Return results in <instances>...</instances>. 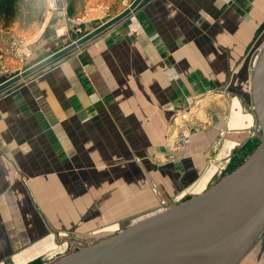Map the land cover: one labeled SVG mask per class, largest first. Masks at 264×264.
<instances>
[{
    "label": "crops",
    "instance_id": "0c3cea01",
    "mask_svg": "<svg viewBox=\"0 0 264 264\" xmlns=\"http://www.w3.org/2000/svg\"><path fill=\"white\" fill-rule=\"evenodd\" d=\"M58 1L65 11V0ZM92 3L93 0H90L87 5ZM263 8L264 0H147L140 8L87 40L90 43L112 33L127 42L122 53L116 52L115 46L97 56H90L88 50L92 43L88 44L83 47L86 54L82 58L72 59L75 56L73 54L66 57L65 61L62 58V63L58 65L51 63L41 70L44 71L38 77L28 76L17 83L20 87L14 89L15 92L4 94L0 98V264H28L37 258L45 259L47 255L37 250L40 246L38 239L48 232L49 226L52 230L55 222L43 228L44 215L48 211L42 204L45 199L59 198L60 194H66L78 204V187L81 183L94 184V189L92 186L88 189L95 197L97 190L104 189L106 192L107 185L116 182V178L111 176L116 174L118 167L124 165L133 170L130 171L131 177L122 179L123 182L132 183L125 184L129 187L127 192L132 194L133 184L140 181V177L147 182L145 189L154 193V204L120 218L115 228L118 230L126 220L206 190L212 177L223 175L227 167L236 164L239 158L248 156L255 141L259 140L255 120L248 103L242 102L241 106L239 100L235 99L230 112L237 121H229V130L221 148L212 160H208L210 170L205 163V156L213 143L215 130L194 132L191 135L186 141L188 159L185 162L161 166L150 161L152 155L166 152V136L170 131L166 130V125L171 108L180 104L176 100L178 97L185 96L178 88L185 91L189 86L202 85L196 73L202 69V40L207 37V32L211 33L215 43L219 37L230 41L231 48L225 52L226 65L229 61L236 65L245 58L251 47L253 27L256 29L258 24L264 23ZM145 9L153 13L150 19H153L154 25L158 23L155 25L156 30L152 28L144 33H129L126 29H120L137 23V15ZM245 17L252 20H246ZM67 18L66 15L58 17L52 14L46 7L40 27L36 29L33 25L28 30L31 33L27 34V39L32 41L27 45L30 53L20 62L10 59L8 63L13 64L10 71L22 70L23 64L33 57L58 45L50 43L53 38H63L59 36V29L69 27ZM91 20L87 19L86 22ZM104 21L101 18L94 19L88 30ZM219 23L229 32L230 24L235 27L247 24L248 30L241 28L237 33L231 32L229 35L226 31L223 34L219 33ZM203 29L207 31L206 36ZM64 39V42L68 40L67 37ZM115 42L118 44L121 41L117 39ZM191 53L196 59L194 66L187 63ZM232 53L236 55L234 59ZM10 71L9 67L7 72L0 70V78ZM188 72L195 73V76L192 77ZM172 75L176 80H171ZM156 83L160 87L157 95ZM138 87L142 88V94H139ZM140 97L144 99L140 100ZM186 102L187 99L183 104ZM113 103H118V109L126 107L131 112L125 115L126 123L121 120L122 123L115 122L111 128L105 118L108 113L107 104ZM76 119L82 120L83 124L76 125ZM135 124L142 126L133 127ZM129 130H134L137 136L142 137L129 138ZM155 136L164 137L163 141H156ZM210 161H213L212 166ZM75 166L87 169L76 172ZM91 167L95 169L91 171ZM212 170L215 171L213 176L211 174L209 180L206 178L208 183L203 187L200 185L203 177ZM76 173L82 175L76 176ZM190 182H200V186L197 185L195 191L187 192ZM66 183L69 185L66 186ZM81 186L85 188V185ZM124 191L123 188L120 190ZM111 193L114 197L118 196L116 189ZM90 204L94 207L97 203L90 200ZM138 207L139 202L135 201L126 211H135ZM87 214H94L95 217L86 219L84 226L90 228H85V231L99 230V226L106 222L104 219L107 216L103 211H100V215L91 208ZM57 229H61L60 240L69 241L73 235L84 238H77L69 244L63 242L65 246L61 251L51 248V259L63 254L65 248L88 241V237L84 236L85 231L80 235L72 233L76 230L74 223H64ZM56 239L51 235L44 242L45 246L55 245L59 237ZM252 250L243 261L249 255L248 261L251 259ZM256 252H259L258 256ZM252 255H255L252 261L254 264H264V235Z\"/></svg>",
    "mask_w": 264,
    "mask_h": 264
},
{
    "label": "rangeland",
    "instance_id": "374dc122",
    "mask_svg": "<svg viewBox=\"0 0 264 264\" xmlns=\"http://www.w3.org/2000/svg\"><path fill=\"white\" fill-rule=\"evenodd\" d=\"M44 1V0H43ZM90 0H87L84 10L82 11V13H80L79 15L75 16L76 17H81L84 22L81 26V33L82 32H87L89 31V24H91V21H93L94 19L101 18V21H108L111 18H113L114 16L118 15L119 13H121L123 10H125L126 8H128L134 0H93V3L90 5H87V3ZM254 4V3H253ZM252 4V5H253ZM44 5H45V9H46V3L44 1ZM252 7V6H251ZM237 8V7H236ZM254 7H252L251 9L253 10ZM238 9V8H237ZM264 9V8H263ZM235 11V9H234ZM118 12V13H117ZM224 12V11H223ZM117 13V14H116ZM83 15V17L81 16ZM153 15V13L150 12L149 9H145L144 11H142V13L137 15V23L135 24H129L128 28H120L121 30L126 29L128 30L129 33H134V32H142L144 33V31L146 30H152V28H155V30L157 29V27L155 25H158V23H155V25L152 23V20L150 19V17ZM152 18V17H151ZM87 19H92L90 22H86ZM107 19V20H106ZM246 20L251 21L252 19H248L245 17ZM86 22V23H85ZM101 22V23H104ZM244 23V22H242ZM33 25V24H32ZM32 25L29 28H24L22 26H17L14 24H11L9 26H3V24L0 22V36L4 35V34H9L13 37H17L20 40H22L26 45L29 44V42H32L30 40H28L27 38V34L31 33L28 32V30L31 29ZM41 24H37L35 25L36 29H38L40 27ZM100 25V24H99ZM210 25V24H209ZM98 26V25H97ZM96 26V27H97ZM153 26V27H152ZM251 26L253 27L254 24H251ZM231 29V32L233 33H237L241 30V28H245L244 30H248V26L247 24H243V26H236L235 25H229L228 26ZM259 27V28H258ZM258 27L255 29L253 27L252 31H251V38H252V43H251V47L250 49L247 50L246 52V56L243 60H240L236 65H232L233 63L231 61H229L226 65V55L225 52L229 51V48H231V44L230 41H228L227 39H217V43L213 42L211 39V33H208L206 31V29H203V34H205V32H207V37L204 38L203 41V47H202V53L201 54V60H202V69H199L200 71H198V73H196L197 75L200 76L201 80H202V85H198V86H189L187 87V90H181V88L179 87V91H183L185 94V98L184 97H178L176 100H179L178 106H174L171 108V112L169 115V119L167 122L168 126L166 128V130H170L168 131L167 134V139L166 140L167 143L165 145L166 148V152L161 151L160 153L162 154H155L151 156L150 161L154 162L155 164L161 165V166H167V165H173L175 163L181 162V161H186V159H188L187 157V150H186V143L185 144H180L179 142H181V140H179V133L181 130H194V132H205V131H212L215 130L216 131V135L214 137L213 143L211 144L210 148L208 149L209 151L207 152L206 156H205V163L208 165V168L210 170L209 164H208V160H212L215 155L218 153L219 149L221 148L225 136H226V132L228 129V123L229 121L232 123V121H237V118H232L230 109H231V105L233 104V102H235V99H238L242 106L243 103H245V101L247 102V88H248V80H249V64L250 61L252 59V56L255 52L256 49H258L264 42V23H260L258 24ZM95 28V27H94ZM92 28V29H94ZM224 27L222 26V23H219V33H225L227 31V33L229 35H231L232 33L229 32L227 30V28L223 29ZM34 29V28H33ZM32 29V31H34ZM18 30V31H17ZM74 30V31H73ZM71 30V35L70 37H68V40H66L65 42H74L75 40H72V36L76 35V33H80L75 31L76 29ZM87 30V31H86ZM91 30V29H90ZM154 30V29H153ZM214 30V29H213ZM85 35V34H84ZM60 36V35H59ZM116 35H112V33L106 34L104 36H101L94 39L93 41H91L90 43L85 42V44H81L73 49H71L70 51L68 50L63 56H61L59 59H57L56 61L53 62L54 65H58L59 63H62V58L63 60L68 57L71 56L73 54H75V56L72 58H82L84 54H86V49L84 50L83 47L84 46H88V44H91V47L88 50V53L90 56H97L99 55L100 52H105L107 48L110 47H115L114 50L118 53H122L124 51V49L127 47V42H123L122 40H120L118 37H115ZM206 36V34H205ZM250 36V35H248ZM63 38H53L50 45H54L55 44H62L64 43L63 40L65 36H61ZM26 38V39H25ZM121 41L120 43H116L115 41ZM77 40V39H76ZM63 41V42H61ZM61 42V43H60ZM87 43V44H86ZM214 44L218 45V47H216ZM256 45V46H255ZM57 46V45H56ZM55 46V47H56ZM255 46V47H254ZM54 48V47H53ZM256 48V49H255ZM219 52H215L217 50ZM236 49V48H235ZM80 50V51H79ZM215 50V51H214ZM78 51V54H77ZM224 51V52H223ZM85 52V53H84ZM110 51H108L107 56L109 54ZM217 53H219L218 55H216ZM191 58L190 60L187 62L189 63L191 66H194L196 59L194 57V54L191 53ZM236 55L232 53V59H234ZM190 56H188L189 58ZM26 58V57H24ZM24 58L22 59H11L8 57V55L4 52V50L0 49V66L1 67H5L8 70L9 67V71L12 68L11 65L13 64H9L8 62H10L9 60L11 59L12 61H22ZM34 58V57H33ZM65 61V60H64ZM86 61L88 62H92V60H88L86 59ZM56 63V64H55ZM27 62L25 64H23V69L22 70H17L15 71L16 73H21L25 70V66H26ZM81 65V63H79ZM44 71V70H43ZM43 71L38 72L37 74H34L30 77H38L37 75L41 74ZM191 71V70H190ZM15 72H8V75L11 73H15ZM189 75H191L193 77V75L195 76V73L193 74V72H188ZM174 76L172 75L171 80H176L175 78H173ZM20 86H18V84H14L11 87L3 90L0 92V98L4 95L7 94L9 92H15L14 89H18ZM133 89V88H132ZM158 89H160V87L157 85L156 83V95L158 94ZM177 89V90H178ZM139 90V94H142V88L138 87ZM23 93H26L25 91ZM183 95V93H182ZM144 97H140V100H143ZM187 99V102L185 104H183V102H185ZM157 100V99H156ZM172 101V100H171ZM133 102V101H132ZM243 102V103H242ZM248 103V102H247ZM109 104V103H108ZM108 113L107 116L105 118V122L108 126H110L111 128L115 126V122H121L123 121V123H126L125 121V115L127 113H130V109L129 108H122L121 110L118 109V103H113L108 105ZM158 105V103L156 102V106ZM45 106V103H44ZM142 111H140L141 113ZM79 119V118H77ZM75 120L76 125H82L83 122L82 120ZM122 120V121H121ZM136 126H142L141 124H135L133 125V127ZM221 130H225V132L222 134ZM190 134L188 135L190 138V135L192 132H189ZM43 135H44V130H43ZM42 135V137H43ZM129 138H135V137H142V135L137 136V134L134 132V130H129V134H128ZM152 137V136H151ZM162 136H155V140H159L163 141ZM188 138V139H189ZM218 142V143H217ZM259 143V140L255 141L254 146L251 147L248 156L251 154V152L257 147ZM168 148V149H167ZM108 156L110 155L107 152ZM222 156H224V154H221ZM247 155L245 156V158L242 159H238L236 164H233V166L231 167H227L226 171L224 172L223 175H219V176H214L211 179L210 185L208 186V180L211 177V174L213 176V173L215 171H211L208 175H205L203 178V182L200 184V182L197 184L196 182H190L188 185V190L187 192H190L189 190H196V186L197 185H204L203 187H205V189H208L210 186H212L213 184H215L216 182H218L224 175L230 173L233 169H235L236 167H238L247 157ZM240 157V156H237ZM212 158V159H211ZM213 161H210L211 166L213 165L212 163ZM109 168V167H107ZM68 169H72V168H68ZM83 169H87L84 168L83 166L81 167H77L75 166V171H81ZM91 171H93L95 168L91 167L89 168ZM114 169V168H112ZM101 170V169H100ZM111 170V169H109ZM116 174L113 173V175L111 177L116 178V182H114L112 185H107V189L106 192L104 191V189L101 190H97L96 195L97 196H93L91 195V193H89V189L88 187L92 186V189H94V184L93 185H89V184H80L79 185V203L75 204V202H73V200L69 199L67 197L66 194L61 195L59 198H55L54 200H50V199H45L44 200V204L43 208H46V210L48 211L46 215H44V221H43V228L45 229L47 224L48 226L50 225V223L55 222V224L53 225V229H51V227L49 226V228L47 229L48 232L43 234L42 236H40V238L38 239V241L40 242V246L38 247L37 250H41L40 253L47 255L45 257V259L42 258H37L34 259L32 261H30L28 264H43L44 261H49V258H52V253H50L49 251L51 250V248H54V250L59 249L60 251L62 249H64V243L63 242H67V244L69 243H73L76 241V239L78 237H76V235H73V237H71V240L68 241V239H66L65 241L60 240V231L61 229H57L60 228L61 226H63L64 223H70V224H75V228L76 230H74L72 233L73 234H79L82 231H85V228H90V227H86L84 226V222H86V219L90 216H92L93 218L95 217L94 214L90 215L87 214L88 211L92 208L96 211V213L100 214V211H103V213H106L105 216H107L106 219H104L106 222H104V224H102L101 226H99V230L96 231H85L84 234L85 237H88L87 240L91 239L92 241L103 238L105 236H108L112 233H114L116 231V227H117V222L120 218H123L126 215H129L128 213L133 212L135 213L136 211L140 210V209H144V208H148L151 207L154 204L153 201V195L154 193H150L148 190L145 189V186H147V182H145V180H142V178L140 177V181H135V183L133 184V192L132 194L127 192L129 190V187H127L125 184H132V183H128V182H123L122 179H126L131 177L132 172L133 171L131 169H129L128 167L122 166V167H118ZM121 172H119V171ZM103 172H105L103 170ZM124 173V176H123ZM106 174V173H104ZM75 175V174H74ZM77 175H82V174H78ZM110 177V178H111ZM208 177V178H207ZM109 178V179H110ZM202 178V179H203ZM208 180H207V179ZM144 182V183H143ZM69 184L66 183V186H68ZM81 185H85V188H83ZM149 185V183H148ZM199 185V186H200ZM150 187V186H148ZM198 187V186H197ZM125 189L124 192H120L121 189ZM116 189L118 192V196L114 197L112 195V190ZM105 192V193H104ZM87 201H84V199H87ZM90 200H94V203H97L96 205H94V207H91L90 204ZM85 203H84V202ZM106 201V204H105ZM139 202V207L138 209H135V211H126L128 210V208L135 202ZM43 203V201H42ZM128 203H131L129 205H127ZM46 206V207H45ZM136 206V205H135ZM89 208V209H88ZM88 209V210H87ZM131 214V213H130ZM101 215V214H100ZM97 215L96 217L100 216ZM101 219H103L101 217ZM96 220V219H95ZM35 226V223H32V227ZM55 227V228H54ZM38 231V229H33L32 231ZM43 230V229H42ZM52 235V238L56 239L59 237L58 241H56L55 245H48L45 246L44 242L46 241L47 238H50V236ZM76 237V238H75ZM80 238H84V237H80ZM78 238V239H80ZM25 239H28L27 237ZM81 243L78 242L77 245L75 244L74 246L70 247V248H65V250H63V254L67 253L70 249L73 251L75 249H77V246H80ZM257 246H259V241L256 243V245L253 247V250L251 251V259L248 261V256L247 259H245L244 261L242 260L239 264H254L253 259L255 257L254 254V248H256ZM29 248V247H28ZM260 252V251H259ZM259 252L257 253V256L259 255ZM55 254H57V252H55ZM61 254V255H63ZM59 255V254H58ZM42 259V260H41Z\"/></svg>",
    "mask_w": 264,
    "mask_h": 264
},
{
    "label": "water",
    "instance_id": "95a60500",
    "mask_svg": "<svg viewBox=\"0 0 264 264\" xmlns=\"http://www.w3.org/2000/svg\"><path fill=\"white\" fill-rule=\"evenodd\" d=\"M146 2L134 0L74 42L34 57L23 72L1 76L0 92L38 73ZM247 99L259 143L238 167L200 193L126 220L114 233L88 240L43 264H239L264 235V42L249 64Z\"/></svg>",
    "mask_w": 264,
    "mask_h": 264
},
{
    "label": "trees",
    "instance_id": "16d2710c",
    "mask_svg": "<svg viewBox=\"0 0 264 264\" xmlns=\"http://www.w3.org/2000/svg\"><path fill=\"white\" fill-rule=\"evenodd\" d=\"M85 2L86 0H65L67 17L77 16L83 10ZM44 12L43 0H0V22L3 26L17 24L29 28L32 24L41 23ZM85 33L72 36V40L78 39Z\"/></svg>",
    "mask_w": 264,
    "mask_h": 264
},
{
    "label": "built area",
    "instance_id": "2783aa9c",
    "mask_svg": "<svg viewBox=\"0 0 264 264\" xmlns=\"http://www.w3.org/2000/svg\"><path fill=\"white\" fill-rule=\"evenodd\" d=\"M46 3L47 9L52 13L55 14L58 17H65L66 12L64 11L62 5L59 3L58 0H44ZM67 18V15H66ZM68 19V25L69 27L64 26L62 31L60 32L61 29H59V35L60 36H65V37H70L71 35V30L76 29L75 31L81 33V26L84 20L82 18L78 17H72V18H67ZM58 31V30H57ZM74 31V30H73ZM79 34V33H76ZM80 38V37H79ZM0 49L4 50V52L8 55L9 58L11 59H22L26 57L29 53L30 50L28 46L19 38L13 37L9 34H4L0 36ZM1 63V61H0ZM0 70L3 72H7V68L1 67ZM193 132L194 130H181L179 135V142L180 144H185L186 141L188 140V132ZM225 130H221V133L223 134Z\"/></svg>",
    "mask_w": 264,
    "mask_h": 264
},
{
    "label": "bare ground",
    "instance_id": "6f19581e",
    "mask_svg": "<svg viewBox=\"0 0 264 264\" xmlns=\"http://www.w3.org/2000/svg\"><path fill=\"white\" fill-rule=\"evenodd\" d=\"M61 31H62V29L60 30V32H61ZM189 132H190V131H189ZM189 132H188V135L190 134Z\"/></svg>",
    "mask_w": 264,
    "mask_h": 264
},
{
    "label": "flooded vegetation",
    "instance_id": "af4514ba",
    "mask_svg": "<svg viewBox=\"0 0 264 264\" xmlns=\"http://www.w3.org/2000/svg\"><path fill=\"white\" fill-rule=\"evenodd\" d=\"M194 133V131L191 133V135ZM191 135H190V137H191Z\"/></svg>",
    "mask_w": 264,
    "mask_h": 264
}]
</instances>
